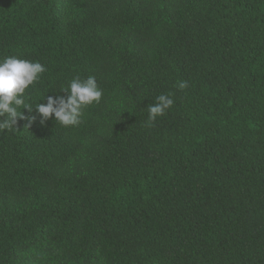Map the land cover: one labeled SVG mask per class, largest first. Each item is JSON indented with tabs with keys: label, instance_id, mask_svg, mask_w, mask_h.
Wrapping results in <instances>:
<instances>
[{
	"label": "trees",
	"instance_id": "1",
	"mask_svg": "<svg viewBox=\"0 0 264 264\" xmlns=\"http://www.w3.org/2000/svg\"><path fill=\"white\" fill-rule=\"evenodd\" d=\"M6 57L46 72L0 130V264H264V0H0Z\"/></svg>",
	"mask_w": 264,
	"mask_h": 264
},
{
	"label": "clouds",
	"instance_id": "2",
	"mask_svg": "<svg viewBox=\"0 0 264 264\" xmlns=\"http://www.w3.org/2000/svg\"><path fill=\"white\" fill-rule=\"evenodd\" d=\"M46 72L40 62L6 57L0 61V130L11 131L16 128L17 118H27L29 125L36 120V116L25 117L20 109L33 110L29 103L26 90L33 86ZM178 89L188 87L187 81H179ZM61 92L67 96H46V103H37L36 112L39 114L41 124L49 119H55L65 128L77 127L81 123L83 110L88 106L101 101L103 90L99 87L95 76L71 79ZM44 99V100H45ZM43 101V100H42ZM174 104L173 98L161 94L155 102L148 105L149 122H155L158 117L165 115L166 111Z\"/></svg>",
	"mask_w": 264,
	"mask_h": 264
}]
</instances>
